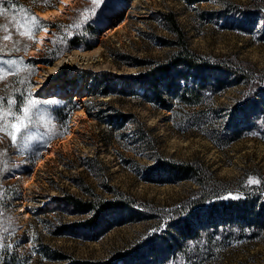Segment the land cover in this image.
I'll return each mask as SVG.
<instances>
[{
  "label": "rangeland",
  "instance_id": "374dc122",
  "mask_svg": "<svg viewBox=\"0 0 264 264\" xmlns=\"http://www.w3.org/2000/svg\"><path fill=\"white\" fill-rule=\"evenodd\" d=\"M60 3L2 5L0 58L17 62L13 71L0 74L5 122H15L7 100L19 102L21 95L38 101L44 119L35 118L27 147L19 136L13 146L0 132V245L16 250L21 264H63V255L101 261L140 244L164 229L166 216L197 188L191 180L152 177L151 167L164 159L207 164L230 186L225 198L247 190L264 195V113L240 137L219 145L206 135L208 126L177 122L170 110L141 97V88L127 83L122 91L120 85L124 77L167 62L177 50L178 36L165 14L175 16L196 52L264 76V0H101L96 5L72 0L65 12L48 20L39 16ZM31 6L40 19L34 28ZM249 10L258 17L251 19ZM75 34L81 45L70 48ZM88 44L92 47H83ZM75 51L87 56L51 72L62 56ZM247 90L241 81L212 94L207 104L218 111L214 125L228 119ZM258 100L264 107V99ZM249 178L261 183L247 184ZM66 194L97 203L126 198L148 215L115 223L98 235L57 234L60 224L89 216L58 205L57 198ZM220 255L209 264H264V234L238 240Z\"/></svg>",
  "mask_w": 264,
  "mask_h": 264
},
{
  "label": "trees",
  "instance_id": "16d2710c",
  "mask_svg": "<svg viewBox=\"0 0 264 264\" xmlns=\"http://www.w3.org/2000/svg\"><path fill=\"white\" fill-rule=\"evenodd\" d=\"M14 2L21 4L22 0H11V3L4 0L3 5L9 4L10 7ZM27 9L40 21L35 14V6ZM256 13L250 11L248 16L254 19L258 17L254 16ZM165 15L171 29L178 36L175 42L177 50L167 62L156 63L142 74L122 78V91H126L127 83L136 85L142 89L141 97L170 110L177 122L180 120L183 123L208 126L206 135L216 144L224 145L240 137L251 126L253 119L264 113V107L260 106L258 100L264 99V76H253L241 67L196 52L189 46L175 16ZM42 22L48 23L44 20ZM78 38V34H75L68 40L70 48L81 45L78 44ZM83 47L92 46L88 44ZM241 81L247 84L248 95L227 120L218 121L214 125L212 115L218 111L207 104L212 94ZM151 170L154 175L152 177L161 182L191 180L197 186L194 192L178 204L171 216H166L164 229L153 232L145 241L127 248L115 257L91 261L63 255V264H209L219 261L220 251L232 246L234 242L241 239L253 241L264 234L262 193H250L247 190L243 196L225 198L223 195L230 187L227 182L224 186L207 164L196 160L180 162L164 159L153 165ZM57 203L71 207L74 212L89 215L87 218L60 224L55 231L57 234L71 232L98 235L115 223L148 215L140 214L135 202L119 197L97 203L66 194L57 198ZM0 264H21V257L10 246H2Z\"/></svg>",
  "mask_w": 264,
  "mask_h": 264
},
{
  "label": "snow or ice",
  "instance_id": "6c2138e0",
  "mask_svg": "<svg viewBox=\"0 0 264 264\" xmlns=\"http://www.w3.org/2000/svg\"><path fill=\"white\" fill-rule=\"evenodd\" d=\"M11 3V0H9ZM101 0H93V5L100 3ZM4 0H0V14H3L6 9L2 7ZM39 25V21L33 16L31 20V27H36ZM29 34V33H21ZM4 39H8L7 36ZM15 60H3L0 58V74L5 73L6 71H13L14 66L16 65ZM7 66V67H5ZM3 79V75H0V80ZM6 101V97L0 95V132H6L7 136L10 137L11 144L16 146L18 143V136L24 140V146L27 147V144L30 140L33 139L32 132L30 131L31 127L36 123V117H40L44 119L43 114L39 112L38 109V101L34 99H29L27 101L24 100L23 96L19 102L13 100H7V104L9 105V115L14 118V123H6L4 119V114L2 110V106ZM16 104V112H11V106ZM17 113H22V115H18ZM247 184H259L261 183L258 179L249 178L246 181ZM3 245H0L2 247Z\"/></svg>",
  "mask_w": 264,
  "mask_h": 264
},
{
  "label": "bare ground",
  "instance_id": "6f19581e",
  "mask_svg": "<svg viewBox=\"0 0 264 264\" xmlns=\"http://www.w3.org/2000/svg\"><path fill=\"white\" fill-rule=\"evenodd\" d=\"M72 2V0H61V3L59 5V7L57 8H53V9H49V10H41L39 11V15L42 16L43 18H49L52 16H55L59 13H62L66 7ZM45 33H46V29H43L40 32V37H39V42H38V47H41V43L44 40L45 37ZM86 53L83 51H75V52H70L65 54L64 56H62L53 67H50V70L52 73L55 72H61V70L65 67V65L68 63L70 64L71 59H77V58H83L86 57ZM76 121V119H75Z\"/></svg>",
  "mask_w": 264,
  "mask_h": 264
},
{
  "label": "water",
  "instance_id": "95a60500",
  "mask_svg": "<svg viewBox=\"0 0 264 264\" xmlns=\"http://www.w3.org/2000/svg\"><path fill=\"white\" fill-rule=\"evenodd\" d=\"M57 7H59V4L57 5ZM57 7H53V8H57ZM67 8H68V6H67ZM67 8H66V10H67ZM44 10H45V9H44ZM66 10H65V11H66ZM65 11H64V12H65ZM39 16H40V15H39ZM40 17H41L42 19L48 20V18H43L42 16H40Z\"/></svg>",
  "mask_w": 264,
  "mask_h": 264
}]
</instances>
